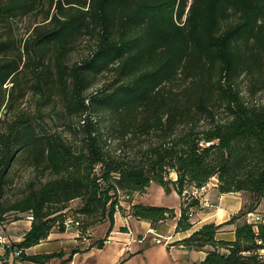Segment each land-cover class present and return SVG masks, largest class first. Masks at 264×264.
Masks as SVG:
<instances>
[{
    "label": "trees",
    "instance_id": "16d2710c",
    "mask_svg": "<svg viewBox=\"0 0 264 264\" xmlns=\"http://www.w3.org/2000/svg\"><path fill=\"white\" fill-rule=\"evenodd\" d=\"M30 15L37 19L17 41L12 22ZM0 29V225L32 217L13 249L63 231L75 199L85 233L113 223L119 193L157 184L181 195L216 178L220 194L242 195V208L179 243L209 247L196 264H264V225L256 232L246 222L264 199V103L245 100L239 86L246 79L251 96L264 89V0H0ZM82 41L87 54L69 63ZM27 95L36 98L33 111L18 108ZM111 140L121 143L110 148ZM18 167L32 177L11 199ZM199 208L198 200L182 205L177 232L191 229ZM130 210L151 224L175 217L161 205ZM231 224L235 240H217Z\"/></svg>",
    "mask_w": 264,
    "mask_h": 264
},
{
    "label": "crops",
    "instance_id": "0c3cea01",
    "mask_svg": "<svg viewBox=\"0 0 264 264\" xmlns=\"http://www.w3.org/2000/svg\"><path fill=\"white\" fill-rule=\"evenodd\" d=\"M172 175V177H171ZM175 180L177 175L170 173ZM216 178L208 182V188L203 196L209 206L200 207L193 213L192 227L187 231H176L177 220L181 214L182 198L172 189L166 193L161 187V193L171 196L173 204L161 206L174 209L173 219L151 224L149 221L139 220L126 212L124 216L114 214L113 223L105 219L102 223L91 227L82 233L76 227L60 231L54 228L48 237L40 243L22 249L20 256L14 254L15 249L0 246V264H196L204 260L209 247L204 249L189 248L181 243L182 239L190 236L202 225L221 224L240 211L243 197L240 193L220 194L216 186ZM152 184L145 193L148 194ZM139 203L133 201L131 203ZM264 203L262 199L259 207ZM144 205H154L146 204ZM30 216L26 215L18 220L0 226V234L8 237L11 244L19 243L23 235L31 226ZM159 237L161 242H155ZM215 238L223 241L235 240V225H225ZM105 239L102 247L95 242ZM61 253L44 263L24 260V255H44Z\"/></svg>",
    "mask_w": 264,
    "mask_h": 264
},
{
    "label": "rangeland",
    "instance_id": "374dc122",
    "mask_svg": "<svg viewBox=\"0 0 264 264\" xmlns=\"http://www.w3.org/2000/svg\"><path fill=\"white\" fill-rule=\"evenodd\" d=\"M38 17V16H37ZM36 16L30 15L26 16L22 19H17L12 22L11 25V34L12 36L18 41L19 39H25L29 32L30 29L35 21ZM1 30V29H0ZM89 50V46L87 42H80L76 45L75 49L71 52L68 62L73 63L81 60ZM111 76L106 75L102 76L100 78V82L95 85L90 91L94 92L96 89H98L102 83L110 81ZM26 83L28 79L25 80ZM247 80L242 79L239 83L241 93L244 97L245 100L248 101H256L260 103H264V89L259 91L255 96H251L248 92V85H247ZM8 87H11V84H8ZM18 88H16L17 92ZM28 89H26L27 91ZM29 92V91H28ZM35 97H31V95H27L23 98H20L17 105L19 109H26L33 111L36 106H35ZM220 115L224 116V112H220ZM97 117L95 114H93V118ZM46 121L49 124V128H55L54 127V122L50 121V119H46ZM57 128L60 130L62 129L66 135L69 134V131L64 130L60 125L59 122H56ZM146 139V137L138 140V139H133L131 141L132 145H140L142 143H145L143 140ZM143 142H142V141ZM147 140H150V137H147ZM75 143H79L78 141H75ZM120 144L121 142H118V140H111V142H108V145L110 148H114L117 146V144ZM32 177V173L30 172L29 169L25 167H18L14 173L13 176V182L11 189L8 191V195L11 199H14L17 197L18 193L21 191V189L24 187V185L29 181V179ZM172 177V175H171ZM212 180V179H211ZM181 196V195H180ZM117 199L119 200V209L116 211L115 214H120L124 216L126 212H131L130 206L133 201H138L139 203H146V204H154V205H165V204H173L174 200L172 199L171 196H165L161 193V187L157 184H152L151 188L149 189L148 194H142V193H133L131 195H125L123 193H119L117 195ZM247 202H249V198L247 197ZM80 206V199H75L73 201H70L68 203V207L65 210V213L67 216H73L77 217L80 222L82 221L84 223V219L76 215V209ZM264 211V203L260 207H258L254 212H262ZM15 214H10L11 217H13ZM21 215V214H20ZM22 217H25L22 215ZM1 226V225H0Z\"/></svg>",
    "mask_w": 264,
    "mask_h": 264
},
{
    "label": "built area",
    "instance_id": "2783aa9c",
    "mask_svg": "<svg viewBox=\"0 0 264 264\" xmlns=\"http://www.w3.org/2000/svg\"><path fill=\"white\" fill-rule=\"evenodd\" d=\"M208 188V183L202 187L184 188L181 194L182 205H186L191 200H198L200 207L209 206V202L203 198L206 190ZM32 220V217H29ZM246 222L253 225V229L257 232L260 225H264V211L262 212H251L246 215ZM65 229L70 227H76L80 230L81 222L77 217L66 216L62 222ZM155 242H161V239L157 237ZM260 243V241H258ZM11 243L7 236L0 234V246L5 248H11ZM22 249H15L14 254L20 256ZM261 254H264V249L260 250Z\"/></svg>",
    "mask_w": 264,
    "mask_h": 264
}]
</instances>
